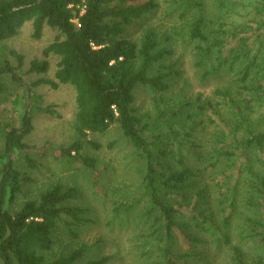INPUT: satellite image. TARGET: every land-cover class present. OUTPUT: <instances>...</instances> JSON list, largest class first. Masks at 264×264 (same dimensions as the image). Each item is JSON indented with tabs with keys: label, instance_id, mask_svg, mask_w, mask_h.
Here are the masks:
<instances>
[{
	"label": "trees",
	"instance_id": "obj_1",
	"mask_svg": "<svg viewBox=\"0 0 264 264\" xmlns=\"http://www.w3.org/2000/svg\"><path fill=\"white\" fill-rule=\"evenodd\" d=\"M183 1V16L191 8L199 10L188 32H179H186L192 44L194 70L201 80L225 82L214 98H194L184 88L167 98L164 93L183 74L181 59H171L174 51L165 44L171 35L161 37L151 26L136 38L127 36L129 27L159 7L157 0H86L83 15L77 8L83 0H0V42L15 38L27 22L33 23L35 39L46 26L58 31L43 50L45 58L33 60L26 74H45L50 57L59 58L58 81L26 79L21 55L18 67L9 61L0 65V93L2 77L12 75L30 103L20 126L5 125L0 132L5 139L0 150L2 264H78L88 252L86 244L49 256L58 224L66 215L69 233L77 236L76 228L95 222L86 217L89 207L66 204L79 197V189L59 183L18 210L8 208L30 180L15 167V156L21 150L33 164L35 147L25 138L41 111L34 91L40 84H70L77 92V138L60 149V156L96 174L97 159L83 149L88 142L100 145L88 136L118 124L145 162L138 194L112 199L111 208L114 218L136 212L145 220L150 251L159 253L150 264H264V0H217L220 13L212 20L200 2ZM232 14L242 15V22L227 21ZM76 16L80 26L73 22ZM140 87L162 94L158 103L169 106L161 116L144 121L137 114L133 103ZM198 133L209 140L197 141ZM178 236L187 242L183 250L177 248ZM112 258L83 264H112Z\"/></svg>",
	"mask_w": 264,
	"mask_h": 264
},
{
	"label": "rangeland",
	"instance_id": "obj_2",
	"mask_svg": "<svg viewBox=\"0 0 264 264\" xmlns=\"http://www.w3.org/2000/svg\"><path fill=\"white\" fill-rule=\"evenodd\" d=\"M182 1L157 0L159 7L152 14L129 27L127 36L136 38L151 26L157 27L161 37L166 34L171 35L170 41L165 44L174 51L171 59H181L179 68L183 74L173 81L172 90L164 93L167 98L177 95L182 88H184L183 92L191 94L194 98L198 94H201L202 100L214 98L213 93L216 87L225 82L218 78L201 80L194 70L192 44L186 40V32L199 10L191 8L183 16L186 7H182L184 4ZM192 1L202 4L203 13L208 19H216L219 16L217 0ZM226 20L240 23L243 18L242 15L232 14L231 17H226ZM183 29L186 32L179 33ZM33 32V23L27 22L15 38L0 42V65L9 61L14 67H18V55H21L23 57L21 70L25 73L26 79L36 81L43 77L58 81L56 71L59 58L54 56L50 57L51 67L47 73L26 74L33 60L45 58L44 48L58 35L57 30L47 26L40 39H35ZM1 81L4 88L0 93V132L5 125L20 126L21 115L24 113L26 104L30 107L26 89L14 80L12 75L2 77ZM34 91L38 96L41 111L36 112L32 120L33 130L25 138L26 142L35 147L30 152L33 164L26 161L25 152L21 150L17 151L15 156V167L30 180L24 181L22 191L8 208L11 211L18 210L25 201L38 199L44 191L57 183L61 184L64 189L77 187L79 197L66 204L89 207L91 210L86 217H91L95 222L76 228L78 234L72 236L64 223L68 217L64 215L58 224L55 233L57 244L49 252L50 257H58L69 253L81 244H86L89 247L88 252L78 264H83L89 259H101L107 255H112L113 258L110 260L112 264H150L149 261L158 260V249L150 251L151 242H147L150 241L147 239L148 230L142 226L145 220L137 216L136 212H122V216L114 218L111 208L112 199L119 198L126 201L138 194L136 191L139 190V185L143 180L145 167V162L125 137L119 125L113 124L103 134H89L88 136V141L100 145L97 148L88 142L83 149V154L97 159L96 174L87 166L79 168L69 162L67 157L60 156V149L71 145L77 138L76 113L78 108L75 87L70 84H60L54 88L51 84H40L34 88ZM135 93L133 107L138 110V115L145 118L144 121L157 117L158 113L161 116L169 106L158 103V97L161 98L162 94L154 92L149 87H140ZM17 97L20 104L16 106ZM159 105L160 110H158ZM183 133V131L180 132L181 135ZM200 133L195 135L197 141L199 137L203 142L209 140V135L203 137ZM193 140L194 136L186 145L192 144ZM4 143L5 139L2 135L0 137L1 151L4 150ZM124 185L129 188L125 190L122 188ZM116 191L118 193L115 195ZM185 242L183 237L178 236L177 248H182V250L186 248ZM0 264H2L1 261Z\"/></svg>",
	"mask_w": 264,
	"mask_h": 264
},
{
	"label": "built area",
	"instance_id": "obj_3",
	"mask_svg": "<svg viewBox=\"0 0 264 264\" xmlns=\"http://www.w3.org/2000/svg\"><path fill=\"white\" fill-rule=\"evenodd\" d=\"M85 1L86 0H83V3L77 6V8L80 10V15H83L85 13V11H86V3H85ZM73 22H75L78 26H80V22H79V17L78 16H76L73 19Z\"/></svg>",
	"mask_w": 264,
	"mask_h": 264
}]
</instances>
